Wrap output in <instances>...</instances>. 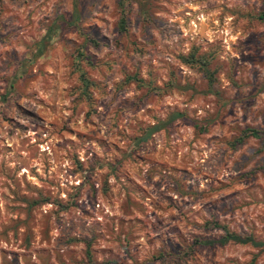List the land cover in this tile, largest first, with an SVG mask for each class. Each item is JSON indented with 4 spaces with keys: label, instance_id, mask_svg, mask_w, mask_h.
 Here are the masks:
<instances>
[{
    "label": "rangeland",
    "instance_id": "374dc122",
    "mask_svg": "<svg viewBox=\"0 0 264 264\" xmlns=\"http://www.w3.org/2000/svg\"><path fill=\"white\" fill-rule=\"evenodd\" d=\"M260 13L0 0V264H264L249 244L186 252L222 235L205 222L264 243ZM193 49L206 74L180 63ZM246 128L258 138L231 149Z\"/></svg>",
    "mask_w": 264,
    "mask_h": 264
},
{
    "label": "trees",
    "instance_id": "16d2710c",
    "mask_svg": "<svg viewBox=\"0 0 264 264\" xmlns=\"http://www.w3.org/2000/svg\"><path fill=\"white\" fill-rule=\"evenodd\" d=\"M258 20H264V13H260L257 16ZM117 28L120 33L125 32V15L121 13L118 22H117ZM180 63L183 65L187 66H198L201 72L203 74L207 73L206 66H207V61L201 57L198 59L196 56V49H193L191 52H189L186 56L179 57ZM132 80V79H129ZM79 82L81 84V90L83 94H86L87 89L92 86V84L86 79L85 75L83 72L79 71ZM180 116L179 114H174L171 118H176ZM159 127H151L148 129L147 135L151 134V132L157 130ZM259 132L255 129L252 128H246L241 133L239 134L238 137H236L234 140H232L229 143V147L231 149H234L237 145H241L248 137L252 138H258ZM144 139L140 140V143L144 142ZM203 229L208 230V229H215V230H220L222 232V235L216 239V240H200V239H194L191 245L186 248V252H192L193 247L200 245V246H213V245H218V246H223L227 244L228 242H233L237 244H249L254 247H263L264 248V243L263 242H255L251 237L249 236H244L241 237L233 232H230L226 229V227L221 226L217 224L216 222H205L203 224ZM85 254L87 256V259L89 258V253L88 250L86 249Z\"/></svg>",
    "mask_w": 264,
    "mask_h": 264
}]
</instances>
